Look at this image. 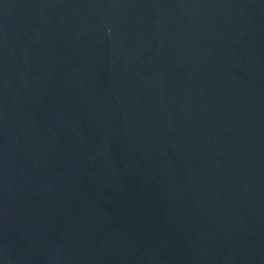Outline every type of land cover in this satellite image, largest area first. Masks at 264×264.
I'll use <instances>...</instances> for the list:
<instances>
[{
	"label": "water",
	"instance_id": "1",
	"mask_svg": "<svg viewBox=\"0 0 264 264\" xmlns=\"http://www.w3.org/2000/svg\"><path fill=\"white\" fill-rule=\"evenodd\" d=\"M0 264H264V0H0Z\"/></svg>",
	"mask_w": 264,
	"mask_h": 264
}]
</instances>
